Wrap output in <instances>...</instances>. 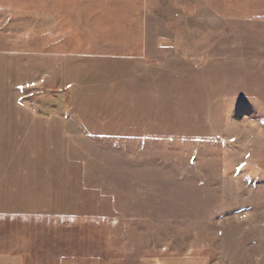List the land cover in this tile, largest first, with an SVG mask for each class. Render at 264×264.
Instances as JSON below:
<instances>
[{"label":"rangeland","instance_id":"374dc122","mask_svg":"<svg viewBox=\"0 0 264 264\" xmlns=\"http://www.w3.org/2000/svg\"><path fill=\"white\" fill-rule=\"evenodd\" d=\"M54 44L58 140L10 149L43 156L58 214L1 240L24 264H264V0H0V50Z\"/></svg>","mask_w":264,"mask_h":264},{"label":"crops","instance_id":"0c3cea01","mask_svg":"<svg viewBox=\"0 0 264 264\" xmlns=\"http://www.w3.org/2000/svg\"><path fill=\"white\" fill-rule=\"evenodd\" d=\"M55 46L33 51L7 47L0 50V225L18 223L28 216L58 214L41 210L57 206V200L48 198L42 188L43 156L26 152L27 147L26 151L10 149L12 142L26 145L38 142V136L47 143L58 140V94L75 84L65 80L69 78L65 71L69 54H60ZM30 191L33 194L28 197ZM2 235L0 264H24L21 252L11 242H5L8 237L2 241Z\"/></svg>","mask_w":264,"mask_h":264}]
</instances>
